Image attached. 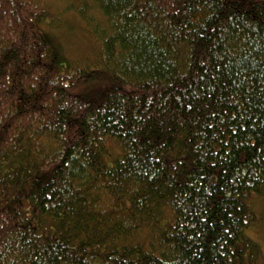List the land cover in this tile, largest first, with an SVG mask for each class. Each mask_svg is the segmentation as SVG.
<instances>
[{
	"label": "trees",
	"instance_id": "trees-1",
	"mask_svg": "<svg viewBox=\"0 0 264 264\" xmlns=\"http://www.w3.org/2000/svg\"><path fill=\"white\" fill-rule=\"evenodd\" d=\"M263 193L264 0H0V264H260Z\"/></svg>",
	"mask_w": 264,
	"mask_h": 264
},
{
	"label": "rangeland",
	"instance_id": "rangeland-1",
	"mask_svg": "<svg viewBox=\"0 0 264 264\" xmlns=\"http://www.w3.org/2000/svg\"><path fill=\"white\" fill-rule=\"evenodd\" d=\"M63 5V4H62ZM62 7V6H61ZM73 12H69V18L63 17L58 22L47 28L56 35L65 54L74 59H81L94 47L91 36L77 25V20L72 19ZM66 15V14H65ZM76 23L75 26H72ZM251 208L256 215V221L245 229V236L255 243L259 250V262L264 264V193L255 196L251 200Z\"/></svg>",
	"mask_w": 264,
	"mask_h": 264
}]
</instances>
